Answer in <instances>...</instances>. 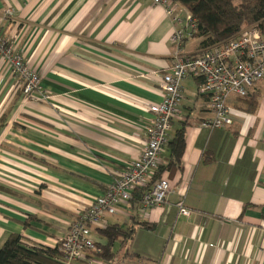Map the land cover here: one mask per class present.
Returning a JSON list of instances; mask_svg holds the SVG:
<instances>
[{
    "label": "crops",
    "instance_id": "crops-1",
    "mask_svg": "<svg viewBox=\"0 0 264 264\" xmlns=\"http://www.w3.org/2000/svg\"><path fill=\"white\" fill-rule=\"evenodd\" d=\"M184 25L154 0H0V34L48 94L27 98L0 58V247L12 233L57 245L140 157L149 105L162 100L174 63L172 34ZM200 42L188 37L182 50L197 54ZM199 84L182 82L168 132V142L181 128L186 137L182 167L164 169L172 192L161 206L128 204L108 217L135 233L102 264H264V79L250 90L254 108L229 98L233 124L219 128L205 125L213 113ZM158 161L169 164L167 146ZM181 196L190 216L179 212Z\"/></svg>",
    "mask_w": 264,
    "mask_h": 264
},
{
    "label": "built area",
    "instance_id": "built-area-1",
    "mask_svg": "<svg viewBox=\"0 0 264 264\" xmlns=\"http://www.w3.org/2000/svg\"><path fill=\"white\" fill-rule=\"evenodd\" d=\"M165 7L176 26L185 23L172 34L177 47L171 69L162 75V100L149 105L153 113L147 128L146 145L140 157L121 171H117L105 193L96 197L82 210L61 239L62 260L76 264L79 259L98 250L93 229L104 226L108 217L130 204L134 190L145 187L141 209L147 211L161 206L172 192L171 182L162 178L150 187L158 166L159 156L168 142L171 122L180 113L183 97L182 82L188 77L200 79L199 92L208 96L213 116L205 125L211 128L233 124L231 96L246 97L254 84L264 79V27L259 23L246 26L225 41L201 48L197 54L185 53L183 43L193 37L196 19L187 11L177 8L173 0H154ZM185 16V17H184ZM0 58L12 69L27 98L46 101L48 94L41 85L40 74L26 62L24 55L0 34ZM182 215L190 216L192 210L185 205L184 196L177 202ZM89 263H92L89 260Z\"/></svg>",
    "mask_w": 264,
    "mask_h": 264
},
{
    "label": "trees",
    "instance_id": "trees-1",
    "mask_svg": "<svg viewBox=\"0 0 264 264\" xmlns=\"http://www.w3.org/2000/svg\"><path fill=\"white\" fill-rule=\"evenodd\" d=\"M182 5L196 19L197 26L193 37L200 38V47L204 48L235 35L248 25L259 23L264 27V0H173ZM198 79V78H197ZM200 82V79H198ZM248 109L256 104L255 95L249 91L246 97ZM170 151L167 166H158L149 187L162 178H166L164 169L182 167V157L186 147L184 128L179 129L174 138L166 144ZM169 180V179H168ZM145 187L134 190L130 205L140 207ZM25 222L24 225H26ZM145 224V223H143ZM106 243L96 241L98 250L89 252L76 264H102L114 257V246L123 244L135 233V227H125L116 223H107L94 228ZM61 240L55 246L36 245L28 242L20 233H12L0 247V264H66L62 260ZM89 260L92 263H89Z\"/></svg>",
    "mask_w": 264,
    "mask_h": 264
},
{
    "label": "rangeland",
    "instance_id": "rangeland-1",
    "mask_svg": "<svg viewBox=\"0 0 264 264\" xmlns=\"http://www.w3.org/2000/svg\"><path fill=\"white\" fill-rule=\"evenodd\" d=\"M248 26H250V25H248Z\"/></svg>",
    "mask_w": 264,
    "mask_h": 264
}]
</instances>
